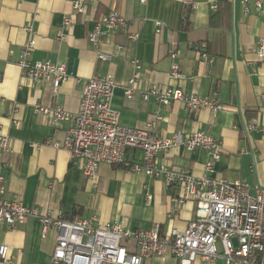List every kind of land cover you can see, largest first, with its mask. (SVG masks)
I'll list each match as a JSON object with an SVG mask.
<instances>
[{
  "label": "crops",
  "instance_id": "1",
  "mask_svg": "<svg viewBox=\"0 0 264 264\" xmlns=\"http://www.w3.org/2000/svg\"><path fill=\"white\" fill-rule=\"evenodd\" d=\"M78 1L0 0V132L10 138L9 152L0 149L6 199L21 200L54 218L80 217L96 227L120 224L132 231L151 230L157 224L163 232L172 227L183 231L196 218L198 204L176 202L179 190L164 180L103 164L92 181L71 164L65 149L53 145L63 144L70 124L54 127L36 106H60L78 113L84 83L93 76L118 85L113 108L123 126L142 130L154 122L158 137L182 141L195 131L210 134L221 142L223 152L214 177L246 184L251 194L264 186V61L256 50L264 42V9L243 0H148L145 5L140 0H82L85 15L76 16L61 40L64 17L72 14ZM111 12L126 18L128 30L102 37L95 47L89 32ZM130 34L139 37L131 41ZM30 39L36 41L30 62L66 64L70 77L57 93L53 82H32L22 76L17 60ZM203 42L211 63L195 49ZM100 54L113 60L104 62ZM136 60L141 78L128 99L123 88L134 76ZM154 88L180 89L207 100L216 93L224 108L218 114L204 109L194 116L183 102L163 106L154 98L144 101L142 95ZM251 124L254 129L247 133L245 127ZM207 158L204 151L188 152L177 144L156 159L172 170L201 177ZM127 159L139 163L143 154L130 149ZM0 244L10 247L16 264H49L55 233L44 235L39 220L29 217L12 230L1 224ZM123 245L136 251L132 241ZM142 264L177 261L171 256L153 257Z\"/></svg>",
  "mask_w": 264,
  "mask_h": 264
},
{
  "label": "built area",
  "instance_id": "2",
  "mask_svg": "<svg viewBox=\"0 0 264 264\" xmlns=\"http://www.w3.org/2000/svg\"><path fill=\"white\" fill-rule=\"evenodd\" d=\"M22 1V0H19ZM93 1V0H92ZM252 2L258 10L264 9V0H243ZM147 4L148 0H140ZM215 9V7H212ZM86 5L79 0L73 6L72 14L64 17L60 39L64 40L77 15H85ZM89 32V42L98 46L102 37L127 32L128 22L124 16L111 12ZM156 27H162L156 22ZM30 26L26 30L34 34ZM159 32V30H158ZM137 34L128 35L136 41ZM36 47L34 39L28 40L18 57L17 65L24 78L33 81L53 82L57 93L60 86L70 77L66 64L32 63L29 57ZM122 47H119V50ZM200 58L209 63L207 43L195 47ZM259 60L264 61V42L257 45ZM99 59L108 62L113 56L100 54ZM134 76L124 87V94L131 99L141 78V66L136 60ZM177 76V71L174 72ZM118 85L109 78L93 76L84 83L80 110L76 114L66 112L62 107L36 106L54 127L69 123L63 144H53L65 149L70 162L89 180L94 181L103 164L123 166L131 173H144L153 179L164 180L166 186H175L178 203L193 201L198 204L197 216L180 231L173 228L163 232L154 226L147 231H132L118 224L94 226L92 220L75 217L72 220L54 218L50 212L37 207L25 206L21 200L6 199L7 180L0 166V225L15 229L29 217L39 220L42 233H55V247L49 264H142L143 259L171 256L177 264H214L222 260L225 264H264V186L251 194L250 187L243 183H232L214 177L217 164L223 157L221 142L203 132H193L182 140L161 138L156 135L155 123L144 129H134L120 123V115L113 108V98ZM189 96L180 89H151L142 95L144 101L154 98L158 105L170 106L183 102L194 116L207 109L214 114L223 110L216 99ZM158 115V112H157ZM252 132L254 125L246 126ZM0 132V149L9 152L10 138ZM183 144L188 152L196 150L207 153L205 173L201 177L189 171H176L157 163V156L165 154L177 145ZM139 150L143 160L132 163L127 159L128 150ZM148 201L152 199L147 196ZM132 241L136 251L131 252L123 245ZM0 264H16L10 255V247L0 244Z\"/></svg>",
  "mask_w": 264,
  "mask_h": 264
}]
</instances>
